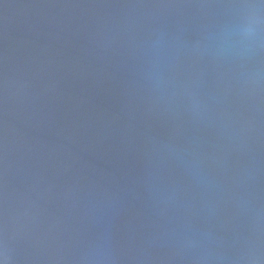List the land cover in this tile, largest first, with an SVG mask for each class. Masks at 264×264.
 <instances>
[{"label": "water", "instance_id": "obj_1", "mask_svg": "<svg viewBox=\"0 0 264 264\" xmlns=\"http://www.w3.org/2000/svg\"><path fill=\"white\" fill-rule=\"evenodd\" d=\"M4 264H264L261 0H0Z\"/></svg>", "mask_w": 264, "mask_h": 264}, {"label": "clouds", "instance_id": "obj_2", "mask_svg": "<svg viewBox=\"0 0 264 264\" xmlns=\"http://www.w3.org/2000/svg\"><path fill=\"white\" fill-rule=\"evenodd\" d=\"M261 3H264V0H261ZM0 264H4V261L0 260Z\"/></svg>", "mask_w": 264, "mask_h": 264}]
</instances>
